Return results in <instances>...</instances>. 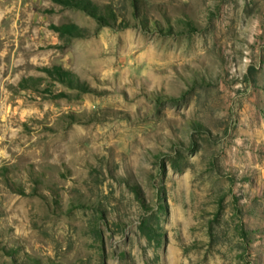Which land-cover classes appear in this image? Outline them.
<instances>
[{"label": "rangeland", "instance_id": "obj_1", "mask_svg": "<svg viewBox=\"0 0 264 264\" xmlns=\"http://www.w3.org/2000/svg\"><path fill=\"white\" fill-rule=\"evenodd\" d=\"M0 264H264V0H0Z\"/></svg>", "mask_w": 264, "mask_h": 264}]
</instances>
